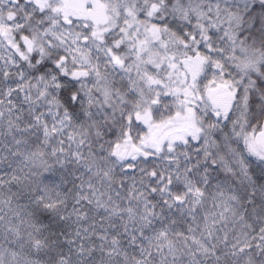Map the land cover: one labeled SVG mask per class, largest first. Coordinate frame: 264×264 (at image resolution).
I'll return each mask as SVG.
<instances>
[{"label": "snow or ice", "instance_id": "snow-or-ice-1", "mask_svg": "<svg viewBox=\"0 0 264 264\" xmlns=\"http://www.w3.org/2000/svg\"><path fill=\"white\" fill-rule=\"evenodd\" d=\"M0 264H264V0H0Z\"/></svg>", "mask_w": 264, "mask_h": 264}]
</instances>
